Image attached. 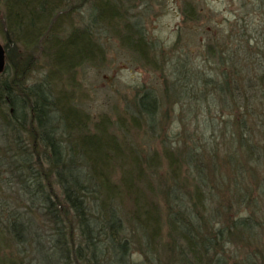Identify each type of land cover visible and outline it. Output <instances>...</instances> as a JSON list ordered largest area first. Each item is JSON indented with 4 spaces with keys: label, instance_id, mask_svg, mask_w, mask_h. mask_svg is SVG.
Returning a JSON list of instances; mask_svg holds the SVG:
<instances>
[{
    "label": "trees",
    "instance_id": "obj_1",
    "mask_svg": "<svg viewBox=\"0 0 264 264\" xmlns=\"http://www.w3.org/2000/svg\"><path fill=\"white\" fill-rule=\"evenodd\" d=\"M0 3V264H264V0L200 53L147 40L145 0ZM104 31L161 83L93 115Z\"/></svg>",
    "mask_w": 264,
    "mask_h": 264
},
{
    "label": "rangeland",
    "instance_id": "obj_2",
    "mask_svg": "<svg viewBox=\"0 0 264 264\" xmlns=\"http://www.w3.org/2000/svg\"><path fill=\"white\" fill-rule=\"evenodd\" d=\"M194 2L204 16H211L212 19L199 22L183 20L180 9L182 0H145L146 4L139 12L146 39L166 49L175 47L179 52L187 50V53H200L215 29L223 28L234 16H239V13L244 15L246 12L244 7H240L239 0ZM252 16L256 28L253 33L260 37V33L264 32V20L257 13ZM101 38L107 49L105 61L85 64L79 68L76 77L80 85L77 87L76 102L93 115L99 112L113 114L114 106H122L125 98L132 95L135 86L144 84L147 87L160 88L161 83L159 72L143 66L131 52L119 45L115 35L104 31ZM0 42H4L1 33ZM39 59L41 62L47 61L45 57ZM35 72L39 75L43 71ZM154 144L159 147L158 142Z\"/></svg>",
    "mask_w": 264,
    "mask_h": 264
},
{
    "label": "water",
    "instance_id": "obj_3",
    "mask_svg": "<svg viewBox=\"0 0 264 264\" xmlns=\"http://www.w3.org/2000/svg\"><path fill=\"white\" fill-rule=\"evenodd\" d=\"M5 67V49L2 42H0V71Z\"/></svg>",
    "mask_w": 264,
    "mask_h": 264
}]
</instances>
